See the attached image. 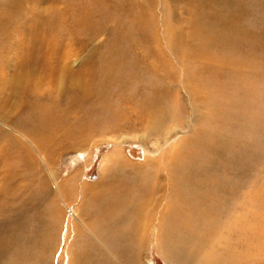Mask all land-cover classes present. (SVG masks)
<instances>
[{
	"label": "rangeland",
	"instance_id": "obj_1",
	"mask_svg": "<svg viewBox=\"0 0 264 264\" xmlns=\"http://www.w3.org/2000/svg\"><path fill=\"white\" fill-rule=\"evenodd\" d=\"M108 1L63 0L65 6H77L67 17H90L86 28L94 31L92 37L81 32L62 37L73 40L66 46L68 74L106 62L99 60L122 63L126 73L134 61L139 72L162 76L146 92L156 103L149 117L47 160L20 135L14 99L0 100V209L5 185L7 202L24 203L15 213L0 216V264H67L73 239L82 238L88 244L76 250L88 253L90 247L89 264L93 256L97 264L104 256L102 264H216L221 259L224 264H264V0H152L150 7L146 0H125L124 7L140 6L150 13L154 32L142 38L135 32L122 35ZM13 140L28 155L25 167L4 161ZM169 159L175 168L187 165L190 174L170 178ZM117 186L134 191L147 204L143 224L152 215L147 230L139 229L131 241L129 256L118 251L119 235L113 244L92 232L98 234L101 223L91 208L96 194ZM171 189L215 196L225 209L220 232L196 250L192 228L186 234L163 231L159 213L178 205L170 202ZM196 219L191 221L198 230L203 219ZM127 220L106 226L122 231ZM114 251L116 260L109 259Z\"/></svg>",
	"mask_w": 264,
	"mask_h": 264
},
{
	"label": "bare ground",
	"instance_id": "obj_2",
	"mask_svg": "<svg viewBox=\"0 0 264 264\" xmlns=\"http://www.w3.org/2000/svg\"><path fill=\"white\" fill-rule=\"evenodd\" d=\"M124 1H108V6L116 10L114 16L120 22L119 30L122 31V35L127 37L135 32L140 38L151 37L154 28L150 13L142 11L140 6L124 7L122 5L125 4ZM62 2L63 0H0V100L7 102L6 100L10 98L14 99V108L21 116L20 123L19 118L14 121L22 133L20 135L46 159L56 158L71 151L77 152L95 135L99 137L114 135L113 132L132 125V121L136 122L147 115L149 117L148 111L156 100L150 98L146 92L152 90L159 79L162 80V76L156 72L150 71L149 74L139 72L134 61L128 63L126 73L121 71L126 68L122 63L99 60L106 62L93 64L92 67L78 72L79 74L69 75L66 60L70 54L66 46H70L68 42L73 40L65 41L62 37L76 32L92 37L94 31L90 32L86 28V24L91 21L90 17L69 19L67 12L71 8L77 9V6H65ZM93 3L98 5L94 1ZM146 4L150 7L152 0H146ZM99 6L103 7V4ZM80 22L84 27H80ZM55 62H59L60 68ZM170 69L165 68V71L170 73ZM1 106L6 107V104L2 103ZM4 116L8 118L7 114H1L2 118ZM13 142L15 145H10L4 161L10 166L13 164L25 167L28 164V155L24 153L22 144L21 149L17 140ZM147 155L149 156L148 152ZM18 161L20 163H17ZM172 161L175 163V158ZM172 161L170 159L166 161L170 178L175 175L180 178L183 176L184 179L190 174L187 165L175 168ZM8 169L4 170L6 174ZM10 179L12 180V175ZM10 179L6 178L7 181ZM4 187L0 216H4L7 211L13 214L24 204L19 203L17 207L7 202L6 195L9 192L8 187L6 185ZM188 194L171 189L170 202H177L178 205L175 206L176 209L173 205H167L166 211L159 213V216L164 222L163 231H168V234L174 232L186 234L192 228L194 233L191 236H196L192 246L196 250L206 244L205 239L220 232L222 229L220 220L225 214V209L215 196L207 198L205 193ZM96 198L94 200L97 202H93L91 208L94 207L96 218H99L101 223L98 234L94 228L92 232L104 242L107 239L113 244V237L119 235L121 249L118 251L129 256L127 250L135 234L139 229L147 230L152 223L151 213L146 223L143 224L140 220L149 211L146 208L147 204L141 203L134 191L122 186L102 189L96 194ZM205 200H208L207 204H199ZM68 212L72 218H76L74 211L68 209ZM213 213L215 217H204V214ZM156 216L158 217V213ZM125 217L130 220H127L128 225L122 231H110L106 226L109 221ZM195 218H197L195 221L203 219L198 230L191 221ZM177 220L183 224L175 226L173 223ZM106 234L109 235L105 237ZM92 237L101 246L96 237L94 235ZM82 239H73L71 251L67 254V264L85 261L86 257L90 256V247L88 253L76 250L88 244ZM118 239L116 244L119 243ZM3 244L4 240L0 239V248ZM116 253L117 251L109 253V259L116 260ZM221 253L225 254L226 250H222ZM94 259L93 256L91 264H97ZM99 260L101 264L106 263L107 257H99ZM225 260L221 259L216 264H224ZM85 263L89 264V261Z\"/></svg>",
	"mask_w": 264,
	"mask_h": 264
}]
</instances>
